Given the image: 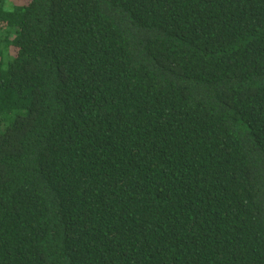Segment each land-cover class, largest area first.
<instances>
[{
  "label": "trees",
  "instance_id": "obj_1",
  "mask_svg": "<svg viewBox=\"0 0 264 264\" xmlns=\"http://www.w3.org/2000/svg\"><path fill=\"white\" fill-rule=\"evenodd\" d=\"M0 264H264V0H0Z\"/></svg>",
  "mask_w": 264,
  "mask_h": 264
},
{
  "label": "rangeland",
  "instance_id": "obj_2",
  "mask_svg": "<svg viewBox=\"0 0 264 264\" xmlns=\"http://www.w3.org/2000/svg\"><path fill=\"white\" fill-rule=\"evenodd\" d=\"M15 3H23V2H25L26 0H13Z\"/></svg>",
  "mask_w": 264,
  "mask_h": 264
}]
</instances>
